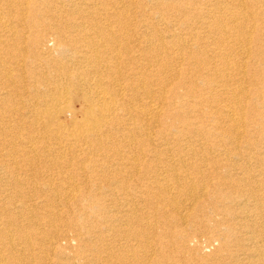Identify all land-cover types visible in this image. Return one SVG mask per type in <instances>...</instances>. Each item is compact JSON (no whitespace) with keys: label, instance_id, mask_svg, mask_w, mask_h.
Returning <instances> with one entry per match:
<instances>
[{"label":"bare ground","instance_id":"obj_1","mask_svg":"<svg viewBox=\"0 0 264 264\" xmlns=\"http://www.w3.org/2000/svg\"><path fill=\"white\" fill-rule=\"evenodd\" d=\"M152 1L0 0V264H185L168 226L186 234L232 154L247 162L222 247L235 231L237 251L213 264H264V127L251 140L246 71L264 0H215L169 38ZM198 105L211 129L180 110Z\"/></svg>","mask_w":264,"mask_h":264},{"label":"rangeland","instance_id":"obj_2","mask_svg":"<svg viewBox=\"0 0 264 264\" xmlns=\"http://www.w3.org/2000/svg\"><path fill=\"white\" fill-rule=\"evenodd\" d=\"M152 2L153 4H157L158 7H162L165 12L164 16L167 18L168 22H171V24L167 27L162 25L160 26V34L167 37L168 34H170L174 29L185 32L190 31L192 28L197 30L195 27H201V22L207 20V12H209L210 9H213V3H215V0H154ZM259 3L260 7H262L263 0H259ZM153 16L155 20H160V17H158L156 14ZM187 17H190V22L188 25L185 24L184 20L185 18L187 19ZM253 35L255 36V39L257 38V41L253 45L252 56L249 60V65L247 66L246 71L249 77L254 78V81L251 80L248 83V87L251 91L248 100L250 104L256 108V111L255 113H251L250 110V114L248 116L250 117V121H252L253 125L258 128V131L254 132L251 136V140L257 141L260 138L259 127H264V99L262 100L258 94L254 92V90H256L258 86L264 85V35L263 31L259 28L256 29ZM190 71L191 70L189 69H185L183 75L188 78H190V76L193 77V75H190ZM259 76H262L261 80H259ZM185 87H187V84L184 86V89ZM80 106L81 105L79 102L74 103L76 113L80 112ZM204 109H207L206 105H198L194 109L191 107L180 108L182 113L190 116V118L201 119L203 122V127L208 130L213 127L214 121L212 117L208 115L203 116L202 111ZM69 117V115H65L64 118L69 120ZM202 138L205 139L203 136ZM207 142L208 147H212V144H214L213 142L215 141L211 142L208 140ZM260 149L261 146H251L246 148V152L249 154L252 153L255 156ZM233 156L235 157V155L232 154L231 161L229 162V171L226 169H221V173L219 175V180H224L225 186L213 187L212 185H208L210 191H215V193H213L214 199H212V195L209 198H201L199 201V207L196 210L197 214L195 219L188 225L186 234L179 235L177 233L176 224L174 222H170L171 220L169 215L171 214L169 212H163V214L160 215L158 214L157 217L160 220L159 224L162 223L163 226H166L167 223L170 222L169 225L171 226H168V229L170 228V230L174 232L172 235L174 242L172 243L173 246L176 247L174 248L177 250V253H175L176 260H182L185 264H213V262L221 263L218 260L223 259V254L228 256L230 252L233 253L237 251L235 246L236 242L233 238V233L237 234L235 231L232 234H229L228 238L226 239L227 247L225 249H228V251H223L222 247L224 236L223 233L226 234L225 230L223 229L225 227H237V221L233 218V216L229 215L228 210H230V213H236L240 209V205L236 200L237 192L234 193L235 190H233V188L231 189L230 183L234 179L237 180L241 177V175H237V173L240 171L239 168L241 164H246L247 162L245 158H233ZM250 163L252 165L256 164L255 159L251 158ZM254 169L255 167H253V171ZM143 171H148V168H144ZM153 172L154 170L150 168L147 174H152ZM223 194H226L227 197H223ZM151 195L152 193L145 189L144 197L148 199ZM157 205L160 204H157L155 198H152V201L145 202L143 204V208L144 211H148L151 215V213L155 212V207ZM166 209L169 211V205H167ZM172 237L170 238L172 239ZM120 242L123 243L124 241L121 240ZM184 244H186L185 246L188 245L187 250L183 248ZM183 250H185L186 253ZM68 252L72 253L71 250H68ZM164 254H167L166 251ZM193 256L196 257V259L191 258Z\"/></svg>","mask_w":264,"mask_h":264}]
</instances>
